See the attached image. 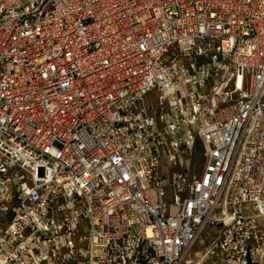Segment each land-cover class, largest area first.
Masks as SVG:
<instances>
[{
  "label": "built area",
  "instance_id": "built-area-1",
  "mask_svg": "<svg viewBox=\"0 0 264 264\" xmlns=\"http://www.w3.org/2000/svg\"><path fill=\"white\" fill-rule=\"evenodd\" d=\"M0 264H264V0H0Z\"/></svg>",
  "mask_w": 264,
  "mask_h": 264
},
{
  "label": "rangeland",
  "instance_id": "rangeland-1",
  "mask_svg": "<svg viewBox=\"0 0 264 264\" xmlns=\"http://www.w3.org/2000/svg\"><path fill=\"white\" fill-rule=\"evenodd\" d=\"M153 98H154V93L148 96V101H152ZM202 164H203L202 155L200 149L198 148L196 149V152L193 155V161H192V170L195 174H199L201 172ZM209 240H210V236L207 235L203 236L202 240L195 245L192 255L194 256V253H198L197 256L199 258L200 253L204 250Z\"/></svg>",
  "mask_w": 264,
  "mask_h": 264
}]
</instances>
